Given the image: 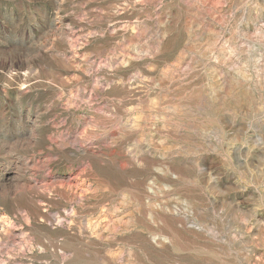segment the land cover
<instances>
[{"label": "rangeland", "instance_id": "1", "mask_svg": "<svg viewBox=\"0 0 264 264\" xmlns=\"http://www.w3.org/2000/svg\"><path fill=\"white\" fill-rule=\"evenodd\" d=\"M0 264H264V0H0Z\"/></svg>", "mask_w": 264, "mask_h": 264}, {"label": "bare ground", "instance_id": "2", "mask_svg": "<svg viewBox=\"0 0 264 264\" xmlns=\"http://www.w3.org/2000/svg\"><path fill=\"white\" fill-rule=\"evenodd\" d=\"M80 187H81V186H80ZM85 189H86V188H85ZM85 189H84V190H85ZM86 191H87V190H86ZM86 191L84 192V191L82 190L83 193H86ZM80 192H81V190H80ZM87 192H88V191H87ZM83 193H82V194H83ZM80 196H83V195H80ZM78 197H79V196H78ZM80 198H81V197H80Z\"/></svg>", "mask_w": 264, "mask_h": 264}]
</instances>
